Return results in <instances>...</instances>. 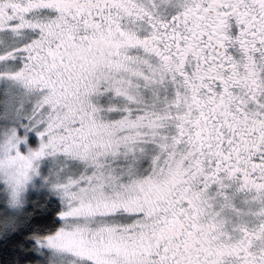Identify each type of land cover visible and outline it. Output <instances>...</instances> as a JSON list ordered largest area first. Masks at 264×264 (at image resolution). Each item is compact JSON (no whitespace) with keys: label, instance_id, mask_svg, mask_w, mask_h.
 Returning a JSON list of instances; mask_svg holds the SVG:
<instances>
[{"label":"snow or ice","instance_id":"obj_1","mask_svg":"<svg viewBox=\"0 0 264 264\" xmlns=\"http://www.w3.org/2000/svg\"><path fill=\"white\" fill-rule=\"evenodd\" d=\"M0 264H264V0H0Z\"/></svg>","mask_w":264,"mask_h":264}]
</instances>
